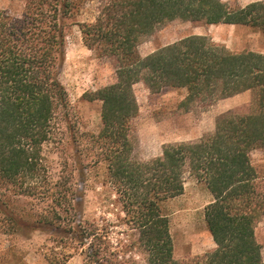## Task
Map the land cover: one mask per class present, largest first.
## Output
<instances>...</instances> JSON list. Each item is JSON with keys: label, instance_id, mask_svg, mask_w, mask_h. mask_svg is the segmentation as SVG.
Listing matches in <instances>:
<instances>
[{"label": "trees", "instance_id": "obj_1", "mask_svg": "<svg viewBox=\"0 0 264 264\" xmlns=\"http://www.w3.org/2000/svg\"><path fill=\"white\" fill-rule=\"evenodd\" d=\"M88 1L22 0L17 12L0 7L4 229L24 234L42 230L73 239L85 247L92 264H264L256 235L264 217V167L251 158L253 149L264 147V51H233L208 35L191 34L145 56L139 52L147 38L176 20L242 24L264 33V0L244 6L223 0H98L95 20L81 22L77 18ZM74 25L90 49L114 62L116 72L114 82L85 95L102 103L101 126L86 133V151L76 138L61 79ZM139 82L153 93L185 89L181 106L188 108L247 90L252 100L248 112L221 114L215 129L200 139L168 143L161 154L142 160L134 154L133 120L140 110L134 87ZM62 124L76 149L71 164L65 163L68 169L53 174L47 148L61 146ZM96 171L118 197L135 236L130 243L112 245L107 227L84 219L86 186ZM186 174L205 182L213 194L205 217L217 246L178 260L163 204L184 193ZM62 247L70 252L79 248ZM110 247L113 260L106 255ZM127 249L142 254V261L126 255L119 259Z\"/></svg>", "mask_w": 264, "mask_h": 264}, {"label": "rangeland", "instance_id": "obj_2", "mask_svg": "<svg viewBox=\"0 0 264 264\" xmlns=\"http://www.w3.org/2000/svg\"><path fill=\"white\" fill-rule=\"evenodd\" d=\"M248 0H229L233 5H245ZM22 0H0V7H12L19 11ZM100 3L92 0L85 3L78 20L92 22L99 13ZM191 34L208 35L215 42L227 46L233 51H264V33L254 27L242 24H204L195 21L176 20L158 29L139 47L145 56L160 46L174 42ZM61 79L67 88L71 101L70 115L76 123V138L82 151L89 146L87 132H97L101 126V101H90L86 93L95 91L115 81L114 62L107 57H100L83 40L78 25H74L68 36L67 58ZM140 106L138 115L133 120L137 146L134 154L138 159L147 160L162 153L168 143L196 141L216 126L217 118L230 110L248 112L252 100L242 104H224L217 101L212 105L194 104L189 108L181 106L187 92L185 89L167 87L159 93L151 92L143 82L134 87ZM64 136L61 146L50 145L47 156L54 172L66 171L65 163L72 161L76 142L71 133L62 124ZM58 145V144H57ZM79 145V144H77ZM252 162L258 168L264 167V147H257L251 152ZM76 184L79 185L77 174ZM104 178L94 172L86 186L84 197V219L94 222L100 228L107 227L112 245L118 242L130 243L135 236L133 229L126 223L125 214L118 197L108 185H103ZM213 194L206 183L193 175L186 174L183 194L163 204V211L171 220V233L174 240V256L178 260H187L196 255L213 250L217 245L207 226L205 208L213 200ZM26 207L30 203L25 202ZM256 235L261 243L264 257V217L256 227ZM79 247L69 251L62 245ZM122 249L125 246L121 247ZM76 249V250H75ZM69 251V252H68ZM115 259V249L108 248L106 253ZM119 256L122 259L142 261V254L135 250H126ZM0 264H92L80 242L61 235H52L36 230L26 234L9 232L0 222Z\"/></svg>", "mask_w": 264, "mask_h": 264}, {"label": "crops", "instance_id": "obj_3", "mask_svg": "<svg viewBox=\"0 0 264 264\" xmlns=\"http://www.w3.org/2000/svg\"><path fill=\"white\" fill-rule=\"evenodd\" d=\"M223 1H229V0H223ZM254 1H258V0H248L247 4L254 2ZM245 4V5H247ZM244 6V5H243ZM250 91H244L242 93L236 94L234 96L225 98V99H221L219 100L220 102H226L224 104H233V105H237V104H242V103H249V101L251 100V94L249 93Z\"/></svg>", "mask_w": 264, "mask_h": 264}]
</instances>
